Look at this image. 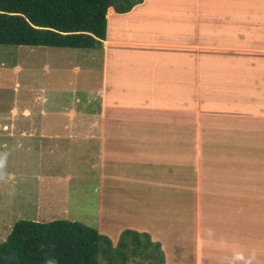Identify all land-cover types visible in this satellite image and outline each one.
Listing matches in <instances>:
<instances>
[{"label":"rangeland","instance_id":"374dc122","mask_svg":"<svg viewBox=\"0 0 264 264\" xmlns=\"http://www.w3.org/2000/svg\"><path fill=\"white\" fill-rule=\"evenodd\" d=\"M179 5L183 8L188 5L186 12L196 5L197 8L209 11L214 16L212 20H208L206 24L210 27L207 26L200 37L196 27H192L195 41L199 40L200 49L209 50L210 44H216L212 40L210 30L223 21L229 23L239 19L240 26L248 25L244 27L246 30L242 34L248 37L240 38L244 43L236 40L224 41L223 45L228 48L227 50H233L230 52L226 50L228 55L229 53L236 55L232 56L229 63L221 58L216 60L214 56V59L203 60L201 70L206 68V77L202 80L208 78V81L201 85L206 87V91L204 88L198 93L192 87V83H187L190 86L185 85L188 89L179 94L178 98L171 93L173 103L168 101L166 104L162 100L163 93H166L163 99L168 95L164 85L156 88L153 84L150 92H145L147 98L152 94L151 106H142L140 103L134 106L135 100H127L125 105L123 96L127 93V86L132 85L135 90H140L136 82L132 84L129 81L123 83L119 81L113 84L112 88L116 98L103 99L104 101L98 104L99 111L92 106L90 110L93 113L86 115L87 112H84V107L82 110L83 104L80 102L82 98L86 99L85 103L91 99L95 100L99 95L96 89L101 85L100 73L104 67L98 55L101 50L0 46V63L8 65L1 70L4 73L3 83L11 87L14 84L19 85L22 82L21 74L26 73L25 78L28 79L26 85L33 87L31 90L40 97H50L46 104L41 105L40 102L36 104V110L41 108L45 114H38V118L34 119L36 124L27 128L23 135L0 133V242L4 241L18 220L41 223L69 220L91 227L99 234L108 233L110 236H105L111 241L112 246L116 247L120 235L126 229H123L114 240L119 227L114 224L119 223L116 222L117 212L112 217L110 214L113 204L108 206V200L113 197L128 210H116L127 214V217L119 216L121 218L118 220L122 225L132 222L131 224L137 228L149 230L154 237L155 234L166 237L164 243L168 246L169 255L165 259V264H178L177 255L181 256V264H194L191 257H195L197 250L195 249L194 253L190 249L193 246L188 235L192 233L196 222L193 219L195 214L199 219L203 217L199 229L195 228L198 235L196 239L208 244L215 242L210 246L215 248L212 250L213 257L209 260L211 263L229 264L233 250L245 247L243 240H238V236L244 237L239 225L249 213L244 215L241 213L263 211L261 216L264 217V17H261L264 16V0H143L141 4L132 8L140 6L132 15L130 13L117 15L114 12L117 19L115 28L118 25L116 35L118 38L135 40L155 32L158 41L163 42L167 33L169 34L167 38L174 34L172 28L174 21L179 23L174 28L179 35L177 40L186 42V38L181 37L183 30L184 34L189 31L185 24L189 18L185 15L193 16V12L190 10L183 15L175 10H168ZM111 12L107 10L106 18L112 14ZM174 12L177 16L172 21ZM196 13L198 16V11ZM235 14L238 17L231 18ZM154 16L156 20H153ZM200 19L202 20V17ZM112 25L113 21L110 22V28L113 29ZM215 38L216 36L213 37ZM4 49L16 53L1 57ZM194 50L196 49H192ZM110 63L106 65V70L114 68V64ZM155 64L161 66L159 60H156ZM16 65L19 69L13 71L11 67ZM225 67L227 72L221 69ZM193 68L195 67L192 65L188 70ZM194 73L198 75V69L195 68ZM225 74L230 75V80H225ZM235 80L237 83L241 81L242 88L240 85L236 86ZM71 81L76 83L74 87L78 91L72 93ZM13 92L14 95L19 92L20 99V88ZM82 92L86 95L80 96ZM242 93L244 96L238 101ZM10 95L8 91L4 92L2 97L3 102L0 106L3 104L5 111L11 106ZM71 97L77 100L78 113H74L73 121L69 123V117L72 115L71 108L68 109ZM115 103L120 106L122 116L131 113L137 118L142 117L148 113L145 111L147 109L150 116L147 114L145 118L148 120L153 118L154 121L152 123L141 118L139 122H134L117 116L118 109ZM97 113L105 116L106 129L124 141L127 140L129 132L144 131L152 125V132L154 135L159 134L160 138H153L154 142L161 141L162 144L159 145L165 150L153 155V157L159 155L160 158H157L156 164L151 165L152 172L145 167V164L150 165L149 154L131 156L123 150L121 156H118L116 154L119 152L105 151L106 148L102 147L103 141L97 140L101 134L100 125L96 120ZM82 114L84 118L81 119ZM113 118L116 121L113 122ZM128 126L130 127L126 129ZM103 140L107 141V137L105 136ZM125 148L129 149V146ZM102 154L104 155L100 158ZM108 160L112 162L118 160L119 176L113 174L116 166L110 164V169L109 166L104 167ZM161 164L163 166L167 164L166 172L163 170L165 166L162 167ZM135 165L141 167L136 170L138 166ZM166 174L169 178H177L179 186L162 184L164 180L160 179L165 178ZM131 177H136V181L130 183ZM182 177L183 185L180 182ZM136 189H141L138 199H146L150 207L155 206L152 209L154 214L145 210L141 219L133 217L136 216V212L131 210L139 209L142 201L129 202L125 192ZM177 192L183 195L185 202H182L183 199L179 203L175 202L177 198L181 199L174 194ZM99 198L102 199L101 204ZM206 204L211 205L210 210L226 208L230 210L231 215L228 217L220 215V212H210L203 208ZM99 210L105 212L99 216ZM235 213L237 216L233 217ZM103 215L104 218L101 219ZM132 217L133 221H130ZM181 218H185L188 230L179 228L180 222H183ZM254 218L256 217L250 215L249 221H256ZM209 229L212 231L211 236L208 235ZM251 234L252 232H249V235ZM178 243L187 246L182 253L174 248ZM216 243L223 250L221 257L218 245H214ZM203 248L209 247L202 245ZM245 251L242 250L245 257H253L252 264L264 262V257L259 253L254 255L255 249L250 247L248 256ZM146 260L147 263L150 262L149 258ZM115 262L134 264L129 252H126L124 261L119 257ZM100 264L105 262L100 260ZM199 264L202 262L199 261Z\"/></svg>","mask_w":264,"mask_h":264},{"label":"crops","instance_id":"0c3cea01","mask_svg":"<svg viewBox=\"0 0 264 264\" xmlns=\"http://www.w3.org/2000/svg\"><path fill=\"white\" fill-rule=\"evenodd\" d=\"M140 6H138V7H140ZM138 7H136L135 9H132L128 13H130V15H132V13L135 12L136 9H138ZM187 7H188V5H185L184 8L181 5H179V6H175V7L173 6L172 9H168L169 11L175 10L176 12L182 13L183 15H185L186 13H189L190 10H191V12H193V16L192 15H190V16L185 15L187 18H189L187 21H185V24L189 28V31L186 34H184L185 30H183L181 37L184 39L186 38V40H187L186 42H184L183 40L182 41L177 40L179 35L175 32L174 28L179 23L173 21V19L177 16L175 14V12L173 13V17H172V21H173L172 28H173L174 34L170 35V38H171L170 39V38H167V36L169 35L167 33L165 38H164L165 41L163 40V42H160V41H158V38L155 37V35H156L155 32H151L149 36L146 35L144 37H139L138 39H135V40H128V39H125L124 37L118 38L117 37L118 35H116L118 32V25L115 28V23L117 21V19L115 17L116 14H114L113 9H112L113 12H111V8L108 9V11L111 12L112 14H110L108 16V18H106L107 25H106L105 40L102 42V47L100 49H97V50L102 51L98 55L100 57V60H102V63L104 66L101 69V73H100V84L101 85L98 89H96V91L99 92L98 97L95 98L96 101L98 100V104H100L104 100H107V99L110 100L112 98L114 100V98H116L115 97L116 95L114 94V90H112V88H113V84L115 85L119 81L122 83H123V81L124 82L129 81L132 84H133V82H136L137 85L139 86L138 89L140 91H137V90H135V88H132L133 87L132 85L127 86V88H128L127 93H125L123 96V103L125 105H127V100L128 101L135 100L136 102H134V106L137 105V103H140L142 106H144V105L145 106H151L152 105L151 102H152V98H153L152 94L150 95L151 97L147 98V94L145 92L149 93L150 90L152 89L153 84L156 86V88H158V86H160L161 84L166 87L165 92L168 91V95L166 96L165 99H163V98L166 95V93H163V95H161L162 100L165 101L166 104H168V101L170 103H173L172 100L174 98L171 95V93L178 98L179 94H183V92H185L188 89L185 87V85H188V87H189L190 83H192V87H194L195 90L198 91V93H200V91L204 90V88L206 91V87L201 85L204 81H208V78H206L205 80H202L206 77V72H205L206 68L201 70V67H203V65H204L203 60L214 59L213 58V56H214L216 60L221 58V59H224L225 62L229 63L232 56H235L236 53H229V55H228L227 51L230 52L233 50H227L228 48H226V46L223 45V43H224V41H228V40H230V41L236 40V42L244 43L242 40H240V38L243 39V37L244 38L248 37V36H242V34L244 33V30H246V29H244V27H248V25L240 26L239 19L232 20V22H229V23H226L223 21L222 23H219V25H217V26L211 25V26H216L210 30V35H212V40L216 44H214V45L210 44L209 47H211V48L209 50L205 49L206 50L205 51L204 48L203 49L199 48L200 47L199 40L197 42L195 41L196 37H194L195 34H193V32H192V31H194V29L192 27H196L197 31L199 32L198 36L200 37L201 35H203V30L207 26H209V24H206V23H208V20H212L211 18L214 16L209 11L197 8L196 5H193L192 8H190V10L188 12H186ZM200 10H201V12H200ZM196 11H198V16H197ZM112 16H114V17H112ZM221 16H223L225 18V16L223 14H221ZM200 17H202V20L200 19ZM206 17H209V18H206ZM237 17H238L237 14H235V16L234 15L231 16V18H233V19L237 18ZM261 17H264V16H261ZM140 20H142V19H140ZM153 20H156L155 16L153 17ZM213 20L215 22V19H213ZM111 21H113V25H112L113 29L110 28V22ZM142 22H143V20H142ZM143 25H145V23ZM232 26H238L239 28L232 27ZM231 34H235L236 36L232 37ZM214 36H216L215 39H213ZM105 46H107V47H105ZM105 48H106V50H105ZM108 48H110V49H108ZM139 48H143V49H139ZM194 48L196 50L192 51V49H194ZM190 49H191V51H190ZM12 53H16V52L4 49L1 57L8 56ZM18 55H20V54L18 53ZM21 55H23V54H21ZM107 56H108V60H107ZM164 59H166V61H164ZM156 60H159L161 62V66L155 64ZM192 60H194V61L192 62ZM109 62H111L110 64H114L113 65L114 68L106 70L105 67L107 64H109ZM211 63H213V62H211ZM214 63H217V62L214 61ZM236 63L238 64V61H236ZM192 65L196 68V70L198 69V75H196L194 73L195 68L188 70L189 67ZM7 66H8L7 64L0 63V104L3 102L2 97L4 96V92L9 91L11 93V95L9 96V98L11 99L10 100L11 106L9 107V109L7 111H5L3 109V104L0 106V133L1 134H7V133L11 132L14 134L21 133L23 135L24 134L23 132L28 130L27 128H31V126H33L34 123L36 124L34 119L38 118V114H40V115L45 114L41 108H40V110H36V104L40 102L41 105H44L48 102L50 97L49 98L40 97V95L38 93H35L34 91H32L31 89L33 87L26 85L28 83V81H27L28 79L25 78L26 73L21 74V81L22 82L19 85L14 84V85H12V87L6 86L2 81L4 78V73L1 70L6 68ZM162 67H165V68H162ZM226 68L227 67L221 68V69H224L225 70L224 72H227ZM11 69L13 71H16L19 69V66H17V65L12 66ZM196 76H197V78H195ZM224 77H225L226 81H227V79L230 80V75L225 74ZM234 82L236 83V86L240 85L242 88L241 81H240V83H237L236 80ZM187 83H189V84H187ZM75 84L76 83L74 81L70 82V86H72V88H73L72 93L74 91H78L74 87ZM125 84H127V83H125ZM204 84H205V82H204ZM119 87L122 88L121 85ZM16 88H20V92H21L20 99H19V92H17V95H14L13 91ZM133 90H135L134 93H133ZM180 92H182V93H180ZM144 93H145V95H144ZM84 95H86V94H84L83 92L80 93V96H84ZM242 96H244L243 93H242L241 97L238 99V101L242 100ZM137 97H141V98L138 99ZM74 99H72V97H71V100L69 101L70 107L68 106V109L71 108L70 113H72V115L69 117V120H68L69 123H72L73 118H74V113H78V112H76V105H77L76 101L77 100H74ZM141 99H143V100H141ZM85 100H86L85 98H82V102H80V104H83L82 110H83V107L85 109L87 104H90L93 101L92 99L89 101H86V103H87L86 104L84 102ZM66 103H67V101H65V105L67 107ZM115 106L118 109V113H117L118 115L117 116H121V117L126 118V119L134 120V122H139V120L141 118L148 120L147 118H145L146 117L145 115L148 114L150 116V112L147 109H145V111L148 113L144 114V116H142V117L139 116L137 118L135 115H133L131 113H128V114L126 113L127 115L124 114L122 116L123 113H122V111H120L121 110L119 108L120 106L117 105L116 103H115ZM27 109H30L31 111L29 112ZM84 112H87V111L84 110ZM90 113L91 112H87L86 115H91ZM102 113H101V115H99V113H97V115H96V120H97L98 124L100 125V131H101L100 136L97 137L99 139H97V140L103 141L102 147L106 148L105 151L107 153L110 151L119 152L118 154H116L118 156H121L120 154H122L123 150L127 151L126 154H130L131 156H136L137 154L139 155V154H145V153H146V155L149 154L150 165L148 166L145 164V167H147V169L151 170V172H152L153 167L151 169V165L153 166V164H156L158 162L157 158L158 157L160 158L159 155H158V157L157 156L153 157V155L165 151L164 147H161V145H159V144H162L161 141L154 142L153 138H158V139H160V138H159V134L154 135V133L152 132V125L147 130H144V131L140 130V131H136L134 133L129 132V136H128L127 140L124 141L119 136H115L116 134L112 133V131L106 129V127H105V116ZM79 114H81V113H79ZM76 118H78V117H76ZM80 118L81 119L84 118V114L80 115ZM112 121L114 122V121H116V119L113 118ZM148 121H151L153 123L154 119L152 118V119H149ZM129 127L130 126H128L126 129H128ZM111 133H112L113 137H111ZM133 134H135V135H133ZM105 136L107 137V141L103 140V138ZM112 138H113V140H111ZM152 144H158V145L153 146ZM126 146H129V149L125 148ZM105 151H102V153H104ZM103 155L104 154H102L100 156V158H102ZM111 162L112 161L108 160L107 164L104 163V167H107L110 164L113 167L116 166V169L113 171V174H116L117 176H119L118 172L120 169L118 168V165H117L118 160H114L112 163ZM141 165H144V164H141ZM141 165L140 166L135 165V166H138L136 170H138V168L141 167ZM160 166H162V167L165 166L163 168V170H165V172H166L167 164H165L164 166H163V164H161ZM109 169H110V166H109ZM148 173H149V171H148ZM166 175H167V177H166ZM166 175H165V178L160 179V180H164V182L162 184L166 183V185L167 184L173 185V187L179 186V182H178L177 178H172V177L169 178L168 174H166ZM131 178H132V180L130 183L136 181V179H137L136 177H131ZM182 179H183V177L180 178V182ZM147 180L150 181L149 179H147ZM127 183H129V182H127ZM182 185H183V183H182ZM133 188L134 187H132V189ZM164 188H165V186H164ZM140 190L141 189H136L134 191H126L125 194L127 193V196L129 197L128 201L129 202H134V201L139 202L138 200H141V199H138ZM178 192L174 193V194H177L181 199L177 198L175 200L176 203H179V201L184 198L183 195H181V193H178ZM184 199L182 200V202L184 201ZM101 200L102 199L99 198L100 204H101ZM109 200H108V203H109L108 206H110V204H113V207L111 208L112 210H118V209L127 210L124 208V206H123L124 204H119L116 201V199L115 200L113 199V197L111 198L110 201ZM141 201H142V206L139 209L131 210V211L136 212V216L134 217L136 219L137 218L141 219L145 213V210L150 214L155 213L154 210H152L155 206L150 207V205H149V203H147L146 199H143ZM147 204H148V207L146 208ZM203 208L210 210L211 205L206 204ZM213 210H210V212H215V213L220 212V215H224V216H228V217L231 215V212H229L230 210H228L226 208H224L222 210H220L219 208H215ZM104 212H100V210H99V216L102 215V213H104ZM206 212H207V210H206ZM262 212L247 211V212L241 213V215L249 213L246 216V218L244 219L243 223H241L239 225L242 228L241 231L244 233V237H242V235H240V236H238V238H239L238 240L242 239L246 245L243 249H235V250H239L241 252H242V250H246L245 252H246V255L248 256L249 248L251 247L252 249H255V252H254L255 256L259 253L260 256L264 257V217L261 216ZM250 215L256 217V218H254V220H256V221L250 222L249 221ZM119 216H121V217L126 216L127 217V214L124 212H118L117 211V213H116L117 221L116 222L119 223V225H116V224H114V225L116 227H118V226L119 227L117 228V232L115 233L116 235L114 237V240L117 239V236L119 235V233L123 229L124 230L125 229L126 230H134V231H137L139 233H146V234H148V236L152 242H158L159 243L160 248H161L163 255H164V264H165V259L169 255L168 254V246L166 243H164V241L166 240V237H164L162 235H157V234H155V237H154V236H152L151 233H149V230H147L145 228H141V229L137 228V227H135V225L131 224L132 222L128 223L127 225H122L121 222H119V220H118L119 218H121ZM204 216H206V218L208 217V215H204ZM236 216H237V214L235 213L233 217H236ZM103 218H104V215H103V217L101 216V219H103ZM202 218L201 219L197 218L196 214L193 216V219L196 220V222L194 223V226L192 228V233H189L188 236L190 238V242L192 241L191 244L193 246V247H190V249L192 251H194L196 249L197 253H195V251H194L195 257L192 256L191 258H192V260H194V264H199V261L202 262V264H215V263H211V262L209 263L208 262L213 257V251L212 250L215 249L214 247H210V246H213V243H215V242H211L208 244V242L202 243L196 239V237H198L196 229L197 228L199 229L200 224H201L200 220H202ZM181 219H183V222H180L179 228L183 227V228L188 230V228H186V222L184 221L185 218H181ZM181 219H179V220H181ZM130 221H133V217L130 218ZM141 226H146V225H141ZM249 232H252V234L249 235ZM103 234L110 236L108 233H105V232H103L102 235ZM202 245H203V247H209V248L208 249H204V248L202 249ZM214 245H218V247L220 249L219 254L221 257V255H222L221 253L223 252L222 248H220L219 244H217V243ZM186 247L187 246L186 245L184 246L183 243H178V244L174 245V248L177 249L179 251V253H182V251L185 250ZM177 256H178V258H177L178 264H181L182 263L181 256H179V255H177ZM260 264H264V262H262Z\"/></svg>","mask_w":264,"mask_h":264},{"label":"trees","instance_id":"16d2710c","mask_svg":"<svg viewBox=\"0 0 264 264\" xmlns=\"http://www.w3.org/2000/svg\"><path fill=\"white\" fill-rule=\"evenodd\" d=\"M143 0H0V46L100 49L106 13H128ZM97 110L98 100L84 109ZM98 111V110H97ZM126 252L134 264H164L158 242L126 230L116 247L77 221L18 220L0 242V264H118ZM147 258L150 262L147 263Z\"/></svg>","mask_w":264,"mask_h":264},{"label":"clouds","instance_id":"9594fccd","mask_svg":"<svg viewBox=\"0 0 264 264\" xmlns=\"http://www.w3.org/2000/svg\"><path fill=\"white\" fill-rule=\"evenodd\" d=\"M208 235L209 236L212 235L211 229L208 230ZM252 259H253L252 256L245 257L244 254L241 251L233 250L232 256L229 259V264H237V262H243V264H252Z\"/></svg>","mask_w":264,"mask_h":264},{"label":"bare ground","instance_id":"6f19581e","mask_svg":"<svg viewBox=\"0 0 264 264\" xmlns=\"http://www.w3.org/2000/svg\"><path fill=\"white\" fill-rule=\"evenodd\" d=\"M115 212H117L116 210H112L111 211V213L110 214H112L111 216H113V214L115 213ZM133 217H135V216H133ZM113 220V219H112ZM167 222V221H166ZM203 258V257H202ZM207 259V258H206ZM212 261H213V259H212ZM209 263H210V261H208Z\"/></svg>","mask_w":264,"mask_h":264}]
</instances>
